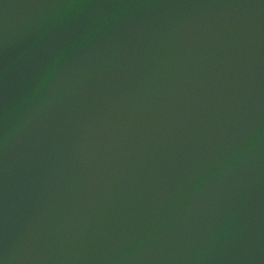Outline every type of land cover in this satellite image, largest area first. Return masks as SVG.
<instances>
[{"label":"water","instance_id":"water-1","mask_svg":"<svg viewBox=\"0 0 264 264\" xmlns=\"http://www.w3.org/2000/svg\"><path fill=\"white\" fill-rule=\"evenodd\" d=\"M66 2L0 0V264H264V0Z\"/></svg>","mask_w":264,"mask_h":264},{"label":"clouds","instance_id":"clouds-1","mask_svg":"<svg viewBox=\"0 0 264 264\" xmlns=\"http://www.w3.org/2000/svg\"><path fill=\"white\" fill-rule=\"evenodd\" d=\"M81 0H67L65 6L63 9H58L56 11V15L58 16H65L72 12L74 9L79 7ZM104 22H107V17H103ZM63 53L58 55L52 64L46 69L45 74L40 78L39 83L36 85V87L33 89L30 96L24 97L22 100L23 104L30 103L34 98L39 97L41 94L42 89L48 86L49 81L53 79L56 68L58 64L60 63V60L62 59ZM51 100H43L41 103L35 106V109L33 112L26 113L25 116L17 121L16 126L13 130H11L5 139L8 137L15 135L23 130V128L32 120L35 118L36 115H38L40 112L45 110L50 104ZM127 259V256L121 257L116 264H125V261Z\"/></svg>","mask_w":264,"mask_h":264}]
</instances>
